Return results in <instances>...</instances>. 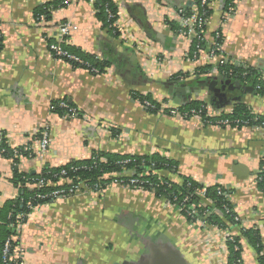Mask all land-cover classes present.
<instances>
[{"label":"crops","instance_id":"0c3cea01","mask_svg":"<svg viewBox=\"0 0 264 264\" xmlns=\"http://www.w3.org/2000/svg\"><path fill=\"white\" fill-rule=\"evenodd\" d=\"M57 1L0 0V139L11 148L35 149L38 132L49 139L43 157L0 158V209L23 196L18 176L87 161L95 153L158 154L178 167L177 173L158 172L160 178L181 184L186 177L203 187L227 189L240 227L220 231L190 222L149 192L110 185L101 193L80 191L33 208L14 237L19 262L226 264L228 232L240 241L243 264H259L241 233L255 228L264 258V190L257 184L264 126L223 129L167 113L200 102L215 114H229L243 104L264 119V96L249 83L226 89L227 103H212L211 90L223 77L218 60L208 51L192 56V39L176 30L196 0H112L117 36L86 0H66V6L36 21L42 6ZM211 10L205 41L219 33L224 62L256 71L264 84V0H239L231 16L225 0H213ZM62 24L70 30L66 39L58 34ZM56 43L104 63V72L92 75L54 57L49 46ZM138 98L160 110L148 111ZM55 103H65L77 116L54 112ZM202 200L203 207L211 206Z\"/></svg>","mask_w":264,"mask_h":264},{"label":"trees","instance_id":"16d2710c","mask_svg":"<svg viewBox=\"0 0 264 264\" xmlns=\"http://www.w3.org/2000/svg\"><path fill=\"white\" fill-rule=\"evenodd\" d=\"M90 2V0H86ZM66 0H60L53 5L42 6L35 14V19L38 21L40 16L48 15L49 11L54 8H60L66 6ZM213 2V0H212ZM198 0H196V4ZM229 0H225V6L227 7ZM94 6L97 14L100 16L101 21L105 23L106 28L110 29L115 36L117 31L115 29V23L117 21L118 13L112 4V0H95ZM209 15L212 10L210 9ZM190 12L184 16H189ZM180 26L176 27V30H180ZM207 41L192 39L190 48V54L196 57L199 52L207 51ZM217 43L222 44V37L217 40ZM64 51L78 58L79 62H73L72 60L65 59V62L69 63L75 69H85L92 75L102 74L106 68L104 63L96 62L87 56L79 55L73 48L65 45L61 46ZM198 50V51H197ZM217 52L216 54H219ZM219 73L234 82L249 83L254 92L259 96H264V84L260 80L258 73L250 68L242 69L231 66L229 63L219 62L216 65ZM142 103L145 99L138 98ZM148 102V101H146ZM150 103V102H149ZM144 105V104H143ZM154 106V109L147 108L148 111L156 113L160 110L157 104L150 103ZM203 106L200 102H192L190 105L180 109L181 112H190L192 110L198 111ZM54 112L66 116L68 115L66 109L59 107V103L53 104ZM145 107V106H144ZM70 108V106H69ZM203 125H211L223 129H242L251 127H262L264 119L258 115L252 113V111L243 104H235L229 114H220L217 118H206L204 114H201ZM222 122V123H221ZM0 148L5 149L3 158L13 159L18 161L20 157L31 158L34 155L30 148L21 147L19 150V157H13L12 151L8 144L2 140ZM177 164L169 161L166 158L160 157L158 154L150 156H118V155H104L101 153H95L93 156L83 162H72L59 168L45 167L40 174L32 176H18L16 182L22 184L23 196L15 201L8 202L0 209V264H15L14 262L4 261L2 250L4 243L7 239L18 235L17 229L21 226L26 217L30 214L31 210L37 206H42L46 203H50V198L39 199V195L46 196L56 190H63L65 195L63 198H69L71 195L68 193L70 188L82 185L90 188L97 187V190H105V188L111 185L113 182H122L127 186L129 180H137L139 183L135 186H130L131 189H140L145 192H149L154 195L155 198L164 199L169 205L177 206L180 202L186 198L185 208H193L195 216H201L203 213H207L206 223L209 226L218 228L220 231H227V229H234L240 227V220L233 212L232 206L226 196L230 193L227 189L220 186L203 187L197 182L189 178L182 177L181 184L171 182L165 178H160L158 172L167 171L171 173H177ZM66 173L65 176H61V172ZM65 178L70 180V184H59V179ZM45 180L49 183L55 184L56 187H45L30 190L25 186L26 184L35 185L39 180ZM257 184L261 190H264V164L261 165L260 174L257 176ZM24 186V187H23ZM204 192L203 198L198 196V193ZM176 201H173V198ZM203 199V200H202ZM202 201L212 203L211 206H205L201 204ZM176 204V205H175ZM176 209L178 207H175ZM237 218V220H235ZM189 221V219H187ZM242 237L254 248L258 256V263L264 264V258L261 256L262 244L259 233L255 228L242 231ZM18 243H13L16 246ZM228 251V259L226 264H243L241 258L242 247L238 238L233 237L231 240L225 242Z\"/></svg>","mask_w":264,"mask_h":264},{"label":"built area","instance_id":"2783aa9c","mask_svg":"<svg viewBox=\"0 0 264 264\" xmlns=\"http://www.w3.org/2000/svg\"><path fill=\"white\" fill-rule=\"evenodd\" d=\"M95 0H90V2L94 3ZM239 0H229V3L226 7V14L228 16H231L232 13L234 12L235 9V5ZM67 3V2H65ZM212 0H198V3L194 6V8L190 11L189 16H182L181 20H180V34L183 35L184 37H186L187 39H198V40H205V29H206V25L207 22L209 21L211 15H209V10L211 9L212 6ZM43 20V16H40L38 18V21H42ZM69 27L67 24H62L58 26V34L60 37L66 39L69 37ZM1 33H0V42H1ZM221 38V35L219 33H215L213 35V40L211 43H207V51L209 56L212 59H216L218 60V62L220 64L224 63V59L221 56V44L217 43V40ZM68 41V40H67ZM62 45L59 44H51L49 46L50 48V52L53 54L54 57L62 59L63 61H65V59L67 60H72L73 62H79L78 58H76L75 56L67 53L66 51H64L61 47ZM198 51V50H197ZM217 52H220L219 54H216ZM200 53V52H199ZM194 57L196 58V53L194 54ZM144 106L146 108H150V109H154V106L150 105L149 102H144L143 103ZM59 107L62 109H66L68 115L70 117H76L77 113L75 112V110L70 109L65 103H59ZM51 110H54V107H51ZM169 116L172 117H180L182 119H190V118H198L201 120V122L203 123L202 120V116L201 114H204V117L206 118H217L219 117L220 114H215L213 112V110L206 106L203 105L201 107V109H199L198 111H190V112H181L179 109L177 108H172L169 109L167 111ZM222 123V122H221ZM264 126V124L262 125ZM38 137H37V148H28V150L32 151V154L38 157H43L46 152L48 151L49 148V139H48V135L45 131H40L37 133ZM2 139H0V144H1ZM12 151V155L13 157H19L20 153L18 148H11ZM5 154V149L4 148H0V158H3V155ZM66 173L64 171L61 172V176H65ZM59 183L66 181V183L70 184V180H65V178H60L59 179ZM139 182L137 180H129L127 186L123 185L122 182H113L111 185H118L121 188H127V189H131L130 186H135L137 185ZM52 183H49L43 179L37 181V183L35 184V187L37 188H41V187H45L46 185H51ZM55 185V184H52ZM81 186V185H80ZM80 186L76 187H72L70 188V190L68 191V193L71 195V197L77 195L80 191H83L85 193H101L104 190H97V187L94 188H90L87 187L85 185H82L81 188H83V190L80 189ZM110 186V185H109ZM107 186V187H109ZM56 187V186H55ZM106 187V188H107ZM105 188V189H106ZM135 190H140V189H135ZM62 195H65V192L63 190H56L51 192L49 195L46 196H42L39 195L37 198L39 199H45V198H50L51 202L53 201H57L60 199H65L62 197ZM198 196L200 198H203L204 196V192L201 191L200 193H198ZM69 197V198H71ZM226 198L228 199V196H226ZM173 201H176V198H173ZM187 201L186 198H184L181 202L180 205L177 206H173V207H178L177 210L179 211V213L181 215H183L186 219H189L190 222H199V223H206V217H207V213H203V215L201 216H195L194 210L193 208H185L184 204ZM176 205V204H175ZM27 218V217H26ZM235 220H237V218H235ZM232 235H230L228 232L225 236V240H231ZM15 243V238L11 237L9 239L6 240V242L4 243L3 246V250H2V255H3V260L9 261V262H14L16 261L15 264H21V261L19 262V257L21 254V251L18 247V245L13 246L12 244Z\"/></svg>","mask_w":264,"mask_h":264},{"label":"water","instance_id":"95a60500","mask_svg":"<svg viewBox=\"0 0 264 264\" xmlns=\"http://www.w3.org/2000/svg\"><path fill=\"white\" fill-rule=\"evenodd\" d=\"M218 85H219V87H215L211 90L213 95H214L211 100H212V103L216 102L219 104V106L223 105L224 103H227L226 89H228V91L233 92V91H235V89L241 88L239 86L240 83L234 82V81L229 80V79H225L224 77L220 78Z\"/></svg>","mask_w":264,"mask_h":264}]
</instances>
